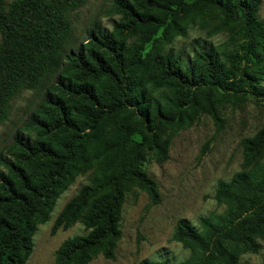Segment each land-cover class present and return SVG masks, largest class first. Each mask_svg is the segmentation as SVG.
<instances>
[{
    "label": "trees",
    "instance_id": "1",
    "mask_svg": "<svg viewBox=\"0 0 264 264\" xmlns=\"http://www.w3.org/2000/svg\"><path fill=\"white\" fill-rule=\"evenodd\" d=\"M86 0H0V122L11 101L48 80L43 99L0 153V264H26L39 224L60 195L88 171L90 182L58 214L53 232L80 221L58 264L114 258L126 197L146 192L161 201L145 164L164 163L172 138L202 116L223 122L227 107L264 101V21L260 0H113L107 15L73 41V12ZM198 26L219 45L185 56L175 39ZM245 162L218 181L224 211L180 219L174 238L190 249L180 262L245 264L264 241V126L241 141Z\"/></svg>",
    "mask_w": 264,
    "mask_h": 264
},
{
    "label": "rangeland",
    "instance_id": "2",
    "mask_svg": "<svg viewBox=\"0 0 264 264\" xmlns=\"http://www.w3.org/2000/svg\"><path fill=\"white\" fill-rule=\"evenodd\" d=\"M112 1L86 0L73 12L72 44L85 41L88 27L95 21L111 29L114 19L106 10ZM259 16L264 21V0H260ZM228 37L226 31L209 36L207 30L192 26L187 35L177 37L172 46L176 52L188 56L197 47L219 45ZM53 80L55 77L36 90L25 89L12 99L5 119L0 122V153L13 141ZM222 119L221 123L211 116H202L191 128L172 138L170 156L164 163L145 164L149 175L158 183L161 201L152 204L143 191L128 194L123 205L122 236L114 258H106L100 252L88 264H141L144 259L180 262L189 257L190 249L174 238L178 222L186 219L201 228L202 217L224 211L225 206L214 198L218 181L228 180L242 169L245 159L241 141L264 126V101L258 105L248 100L240 107L229 106L224 109ZM91 176V171L79 175L60 195L50 219L37 227L33 252L26 264H58L62 244L85 233L80 221L56 232L53 226L66 203L90 182ZM240 260L245 264H264V241L260 252H244Z\"/></svg>",
    "mask_w": 264,
    "mask_h": 264
}]
</instances>
